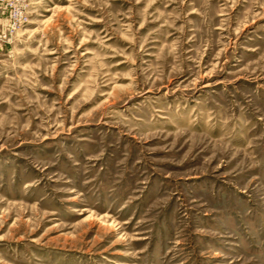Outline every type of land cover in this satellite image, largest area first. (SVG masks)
<instances>
[{
	"label": "rangeland",
	"instance_id": "obj_1",
	"mask_svg": "<svg viewBox=\"0 0 264 264\" xmlns=\"http://www.w3.org/2000/svg\"><path fill=\"white\" fill-rule=\"evenodd\" d=\"M0 14V264H264V0Z\"/></svg>",
	"mask_w": 264,
	"mask_h": 264
},
{
	"label": "built area",
	"instance_id": "obj_2",
	"mask_svg": "<svg viewBox=\"0 0 264 264\" xmlns=\"http://www.w3.org/2000/svg\"><path fill=\"white\" fill-rule=\"evenodd\" d=\"M10 5L13 6L14 3H10ZM27 16H28V11L25 6L19 7L11 12L10 17L14 30H17L19 27H21L27 22Z\"/></svg>",
	"mask_w": 264,
	"mask_h": 264
},
{
	"label": "crops",
	"instance_id": "obj_3",
	"mask_svg": "<svg viewBox=\"0 0 264 264\" xmlns=\"http://www.w3.org/2000/svg\"><path fill=\"white\" fill-rule=\"evenodd\" d=\"M4 21V17L0 14V24H2Z\"/></svg>",
	"mask_w": 264,
	"mask_h": 264
}]
</instances>
